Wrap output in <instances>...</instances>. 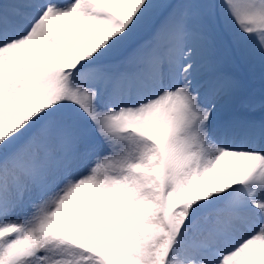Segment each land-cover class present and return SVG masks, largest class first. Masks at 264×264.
Wrapping results in <instances>:
<instances>
[{
	"label": "snow or ice",
	"instance_id": "1",
	"mask_svg": "<svg viewBox=\"0 0 264 264\" xmlns=\"http://www.w3.org/2000/svg\"><path fill=\"white\" fill-rule=\"evenodd\" d=\"M0 264H264V0H0Z\"/></svg>",
	"mask_w": 264,
	"mask_h": 264
}]
</instances>
